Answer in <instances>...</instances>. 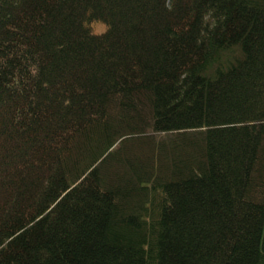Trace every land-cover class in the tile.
<instances>
[{"label":"trees","instance_id":"trees-1","mask_svg":"<svg viewBox=\"0 0 264 264\" xmlns=\"http://www.w3.org/2000/svg\"><path fill=\"white\" fill-rule=\"evenodd\" d=\"M0 264H264V0H0Z\"/></svg>","mask_w":264,"mask_h":264},{"label":"rangeland","instance_id":"rangeland-1","mask_svg":"<svg viewBox=\"0 0 264 264\" xmlns=\"http://www.w3.org/2000/svg\"><path fill=\"white\" fill-rule=\"evenodd\" d=\"M105 27H106V25L103 24V23H96V24H94V30L96 32H98V33L104 31Z\"/></svg>","mask_w":264,"mask_h":264}]
</instances>
